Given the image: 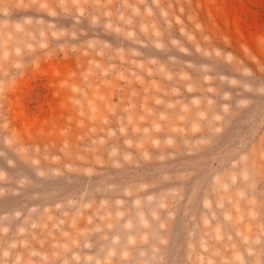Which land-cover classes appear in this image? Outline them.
I'll return each instance as SVG.
<instances>
[{"label": "clouds", "instance_id": "9594fccd", "mask_svg": "<svg viewBox=\"0 0 264 264\" xmlns=\"http://www.w3.org/2000/svg\"><path fill=\"white\" fill-rule=\"evenodd\" d=\"M240 25L0 0V264H264V20Z\"/></svg>", "mask_w": 264, "mask_h": 264}, {"label": "rangeland", "instance_id": "374dc122", "mask_svg": "<svg viewBox=\"0 0 264 264\" xmlns=\"http://www.w3.org/2000/svg\"><path fill=\"white\" fill-rule=\"evenodd\" d=\"M222 3L229 18H241L242 29H250L264 20V0H222ZM211 11L215 14V9Z\"/></svg>", "mask_w": 264, "mask_h": 264}]
</instances>
